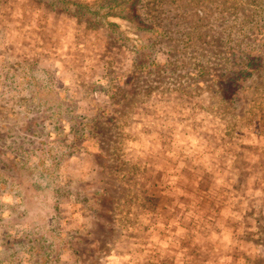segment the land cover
<instances>
[{"label":"rangeland","instance_id":"obj_1","mask_svg":"<svg viewBox=\"0 0 264 264\" xmlns=\"http://www.w3.org/2000/svg\"><path fill=\"white\" fill-rule=\"evenodd\" d=\"M50 1L0 0V264H264V0H137L154 68L115 0ZM52 89L98 126L46 136Z\"/></svg>","mask_w":264,"mask_h":264},{"label":"trees","instance_id":"obj_2","mask_svg":"<svg viewBox=\"0 0 264 264\" xmlns=\"http://www.w3.org/2000/svg\"><path fill=\"white\" fill-rule=\"evenodd\" d=\"M54 1L55 0H51L50 3L52 2L51 4H54L55 3ZM115 1L118 4L116 5L117 11H118V14L116 15L120 16L122 19H125L127 20L128 23H130L129 26L131 25V28L129 29L131 30L132 33L137 35L138 37L137 43L142 45V47L136 44L133 45V41L131 37L126 34V31L119 29V27H121V24H115L112 22L110 23L108 22L110 26L108 27L109 32L112 33L115 36V38L119 40L122 44H126L128 46L133 47L135 54L136 53L141 54L139 50H141V48H144V51L147 52L145 55H143V57L146 59V63L144 64V67L154 68L159 63L157 62V59H156V50L154 51L153 47L156 41H158L162 37L163 34L167 35V32L160 30V28L155 24L154 20H152L153 22L151 21V17L146 12V5L141 4L142 0H140L141 1L140 5L137 4V0L136 1L135 0H121V1L115 0ZM82 9L85 12H89L87 8H84L78 5V12L81 13ZM139 14H141L142 18ZM145 16L149 19V21L144 19ZM89 18H93L95 20L94 24H97L99 26L102 24V22L98 20L97 17L94 18V15H92ZM115 26H118V27L114 29ZM256 63L261 64L259 59L256 62H254L253 65H255ZM248 74L249 75L247 76H244V75L243 76L248 78L250 75H252L251 72H248ZM41 85L42 84L37 85L36 89L32 90V93L29 91L30 93L29 95L31 96L34 93L36 94L37 89L39 90L38 87H40ZM61 98L62 96H58L56 89L51 90L50 96H46V97L39 96L40 105H41L40 111L42 112L40 116V119L42 120V122H40L41 124L39 125V127L43 128V130H47L46 136L52 134L53 131H57V133H59L60 130H67V129H74L76 135L79 136L80 131L85 130L87 128L89 132H92L93 128H96L98 126V124L94 122L93 117L86 116L85 114H78L74 111L75 101L73 99L70 100L71 103L69 105L68 102H63ZM66 118L69 120H67ZM76 127L79 129H76ZM45 146L46 144L44 143L43 146L40 148H38L37 146H34L33 148H31L29 155H28L29 160H31L33 157H36L37 159L40 158V162L43 160L42 163L46 165L47 160L52 157L51 154L54 149L46 148ZM36 150H39L37 155L31 154V151L34 153L36 152ZM89 152H91V149ZM63 154L73 155L72 152L71 153L64 152ZM40 162L37 163V165L33 162H29L28 166L30 168L33 167L34 169H37L41 172L43 168L39 167ZM31 164H32V167H31ZM22 165L24 166L25 162H23ZM39 179H41V177H39ZM52 183L53 181L51 177L48 176L45 185L52 186ZM64 244L65 242H62V246Z\"/></svg>","mask_w":264,"mask_h":264}]
</instances>
